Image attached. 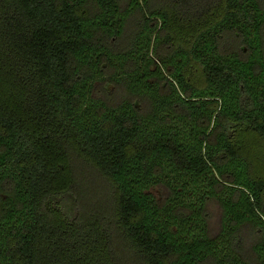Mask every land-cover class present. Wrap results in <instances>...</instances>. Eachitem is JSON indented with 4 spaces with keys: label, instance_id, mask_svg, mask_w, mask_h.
I'll return each instance as SVG.
<instances>
[{
    "label": "trees",
    "instance_id": "trees-1",
    "mask_svg": "<svg viewBox=\"0 0 264 264\" xmlns=\"http://www.w3.org/2000/svg\"><path fill=\"white\" fill-rule=\"evenodd\" d=\"M0 264H264V0H0Z\"/></svg>",
    "mask_w": 264,
    "mask_h": 264
},
{
    "label": "rangeland",
    "instance_id": "rangeland-1",
    "mask_svg": "<svg viewBox=\"0 0 264 264\" xmlns=\"http://www.w3.org/2000/svg\"><path fill=\"white\" fill-rule=\"evenodd\" d=\"M103 190H101V188H99V192L101 193ZM211 211H213V214H214V216H213V219H214V222H216L217 221V216H216V208H212V210Z\"/></svg>",
    "mask_w": 264,
    "mask_h": 264
}]
</instances>
